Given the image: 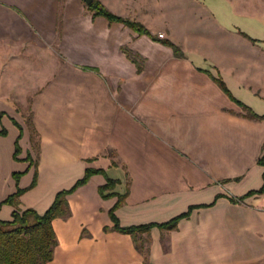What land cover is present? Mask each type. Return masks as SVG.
Listing matches in <instances>:
<instances>
[{"label": "crops", "instance_id": "1", "mask_svg": "<svg viewBox=\"0 0 264 264\" xmlns=\"http://www.w3.org/2000/svg\"><path fill=\"white\" fill-rule=\"evenodd\" d=\"M99 1L151 35L84 0H0V219L35 174L19 206L42 214L92 170L47 264H264V118L239 103L264 115V0ZM120 196L122 226L190 213L136 237Z\"/></svg>", "mask_w": 264, "mask_h": 264}, {"label": "trees", "instance_id": "2", "mask_svg": "<svg viewBox=\"0 0 264 264\" xmlns=\"http://www.w3.org/2000/svg\"><path fill=\"white\" fill-rule=\"evenodd\" d=\"M88 7L95 12V15L105 17L110 22H120L140 34L151 35L150 31L144 25L114 14L99 0H94L93 3L88 5ZM163 42L172 46L176 54L179 56L182 55L181 49L173 42L170 40H165ZM217 81L225 92H227L234 99L226 84L222 80L217 79ZM239 103L247 111L249 116L264 118V115L262 116L256 114L246 104L242 102ZM18 151H20V149L17 145L16 152ZM260 162L264 163V156L260 159ZM94 172L95 171L87 170L85 176L82 179H79L73 187L67 190L59 191L52 205L42 214L33 208L22 209L19 206L21 195L36 184V174L31 186L27 188L19 187L16 193L10 195L3 203L11 204L15 207V210L12 213L11 220L0 219V264H47L50 262L54 258L55 248L58 244V238L53 226V221L57 217H67L71 214L67 196L75 191L80 185L86 183L90 175ZM15 175L18 180L20 173ZM114 182V180L109 179L108 183L101 187V194L103 197L112 195L111 192L107 193V191L110 189V185L114 184ZM263 189L264 188H262L259 192H262ZM253 193L254 192H249L246 196ZM246 196H242L239 199L242 200ZM123 200L124 197L120 196L119 202L110 211L111 218L114 222L113 228L123 233L132 234L136 237L141 233L149 231L154 226L165 229H173L177 226L181 218L189 216L190 213L189 211L163 223L122 226L115 214V210L119 207ZM138 247L140 249V246Z\"/></svg>", "mask_w": 264, "mask_h": 264}, {"label": "water", "instance_id": "3", "mask_svg": "<svg viewBox=\"0 0 264 264\" xmlns=\"http://www.w3.org/2000/svg\"><path fill=\"white\" fill-rule=\"evenodd\" d=\"M94 0H84V2L87 4V5H90L91 3H93Z\"/></svg>", "mask_w": 264, "mask_h": 264}, {"label": "built area", "instance_id": "4", "mask_svg": "<svg viewBox=\"0 0 264 264\" xmlns=\"http://www.w3.org/2000/svg\"><path fill=\"white\" fill-rule=\"evenodd\" d=\"M163 34H160V36H162Z\"/></svg>", "mask_w": 264, "mask_h": 264}]
</instances>
